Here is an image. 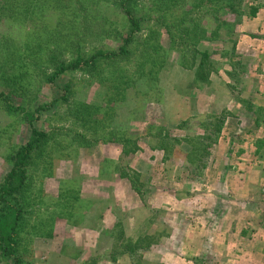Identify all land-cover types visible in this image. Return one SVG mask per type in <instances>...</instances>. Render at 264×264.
<instances>
[{
  "label": "rangeland",
  "instance_id": "rangeland-1",
  "mask_svg": "<svg viewBox=\"0 0 264 264\" xmlns=\"http://www.w3.org/2000/svg\"><path fill=\"white\" fill-rule=\"evenodd\" d=\"M122 2L0 0V192L49 104L16 196L22 264H264V0H137L126 55L51 83L119 52Z\"/></svg>",
  "mask_w": 264,
  "mask_h": 264
},
{
  "label": "trees",
  "instance_id": "trees-1",
  "mask_svg": "<svg viewBox=\"0 0 264 264\" xmlns=\"http://www.w3.org/2000/svg\"><path fill=\"white\" fill-rule=\"evenodd\" d=\"M137 0H123L122 9L125 12L129 20V31L124 39L123 46L119 52L103 51L93 55L86 61H77L68 66L62 65L59 68L51 83H56V79L62 75L77 69H85L87 66H96L97 63L104 60L118 59L128 53L129 47L132 45L136 38V33L141 30V18L136 15L134 3ZM230 9L232 7L230 6ZM259 11V7L251 8L250 16H256ZM202 69V66L200 70ZM199 70L197 75L199 76ZM56 100H52L51 103H55ZM49 109V104L46 106L38 107L34 112L28 113V120L31 127V137L26 146L20 149L16 156L14 165L10 174L8 175L6 184L2 187L0 192V203L2 205L3 215L0 216V241L1 249L3 253L12 260L13 264H22V260L18 251V235L19 228L23 224V209L16 200V196L19 192L26 188L29 184L28 166L31 164V159L40 145L49 137L47 132H42L35 126V122L38 121L40 115ZM226 118L221 116L216 121L211 120L208 123L206 129V137L204 138L202 154L200 161L203 163L204 159L210 156V149L218 141L219 136L222 133V129L225 125ZM205 167V163L202 164Z\"/></svg>",
  "mask_w": 264,
  "mask_h": 264
},
{
  "label": "crops",
  "instance_id": "crops-1",
  "mask_svg": "<svg viewBox=\"0 0 264 264\" xmlns=\"http://www.w3.org/2000/svg\"><path fill=\"white\" fill-rule=\"evenodd\" d=\"M263 7V6H262ZM263 9V8H262ZM257 153H259V152H255V155L257 154ZM255 171H258V173H259V175L258 176H256V178H255V182L257 183V184H260L261 185V183L262 182H264V175H263V173H264V168H262V166L261 167H257L256 168V170ZM249 184H250V182H248ZM251 186H250V188L251 189H253V188H255L256 189V193L255 194H249V195H246L243 199H246L245 201L243 200V201H241V202H238L240 205H244L245 207L247 206V205H252V206H255V207H257V206H259V205H261V201H262V198L259 196V191H260V188H259V185H256L255 183H252L251 182V184H250ZM244 188H246V187H244ZM240 190L241 189H243V188H239ZM259 196V197H258ZM238 199H242V198H238ZM247 199H249V200H247ZM261 200V201H260ZM244 209V208H243ZM228 210H230V209H228ZM228 210H224V211H222V212H225V214L223 215V216H221L222 217V219L224 220V219H227V217H230L231 215H234V213H231L230 211H228ZM227 211V212H226ZM242 211V210H241ZM218 215V214H217ZM230 220V219H229ZM209 221V220H208ZM211 222H212V226H214L215 224H214V220H210ZM230 224V223H229ZM205 252L208 254L209 253V249L207 250H205ZM203 257H204V259H206V260H208V255H202ZM210 256V255H209Z\"/></svg>",
  "mask_w": 264,
  "mask_h": 264
}]
</instances>
